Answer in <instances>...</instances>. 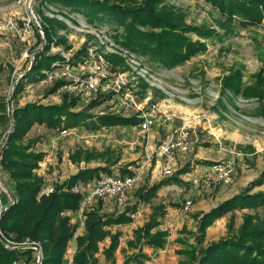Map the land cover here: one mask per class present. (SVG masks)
Masks as SVG:
<instances>
[{
    "label": "rangeland",
    "instance_id": "obj_1",
    "mask_svg": "<svg viewBox=\"0 0 264 264\" xmlns=\"http://www.w3.org/2000/svg\"><path fill=\"white\" fill-rule=\"evenodd\" d=\"M165 2L183 14L186 25L215 32L207 39L187 33L191 41H200L205 49L182 65L170 69L148 56L125 49L121 38L116 36L121 29H116L113 23L89 22L86 17L72 12L60 1L0 0V103L6 107L5 112L0 110V117H3L0 118V144L10 128L11 109L23 107L27 103L59 104L61 94L65 92L62 90L64 82L57 93L47 95V90L57 80L49 81L45 77L44 80L25 81L23 90L13 97L16 81L26 74L34 54L45 45L40 26L43 16L54 18L65 25L55 35L57 39L65 40L64 45H54L55 51H52L50 45L49 54H58L64 60L71 59L86 45L82 60L77 64L69 63L73 77L85 78L86 68H79L78 64H84L87 49L91 46L102 54L112 75L126 74L140 111L159 107L172 115L170 121H160L158 126L152 123L146 130L139 126L140 122L135 126H111L96 130L83 125L65 131L34 125L21 142L22 145L33 142V151L45 153L35 173L42 178L41 189L44 185L52 187L53 193L56 186L85 168L106 167L108 171L100 173V176L123 175L121 171L125 168L130 172L137 168L141 171L140 181L128 195L125 207L118 210L111 205L112 211H102L101 208V213L117 214L130 207H136V211L131 216V223L111 228L112 231L121 232L114 258L107 259L102 253V248L109 243L107 239L99 245L97 264H123L127 256L138 253L144 255L139 259L142 264H191L187 263L184 251L192 247L204 249L211 242L227 236V224L231 217L235 229L241 225L245 214H255L264 220V209L234 210L208 227L202 240L197 239L200 235L198 224L204 213L247 188H250V193L264 192V183L251 186L264 170V97L258 99L243 95V90L254 85L258 75L264 76V22L247 25L244 24L246 19L234 16L228 30L231 33H226L218 23H222L223 16L207 0ZM31 12L39 27L31 17ZM35 27L42 32L41 42L36 36ZM107 55L121 57L123 61L114 66L106 58ZM66 63L60 68H65ZM230 79L237 85L238 92L231 91ZM100 96L106 97L99 92L98 100ZM108 99L89 109L88 113L94 116H131V113H136L137 108L129 111L119 109L117 113L118 108ZM85 100H78L74 111L86 110L93 101ZM179 127L188 129L192 149L179 156L172 176H163L156 168V151L171 129ZM4 147L0 153V180L8 190L15 191L14 182L1 165ZM78 149L93 153L96 157L89 162L72 163L69 156ZM218 162L230 163L232 174L229 184L223 185L203 177V169ZM170 177L179 180L162 185L155 196L148 200L138 197L140 188L151 187ZM188 199L192 203L186 209L185 202ZM158 205L163 206L162 211L153 210ZM97 208L93 206L91 210ZM89 211L81 214L78 208L76 212H66L70 224L77 225L75 236L84 233V214ZM152 213L159 222L152 232H166L163 246L154 248L142 241L135 248H129L127 241L133 240V232L141 228ZM75 249V240L72 238L63 264H72ZM25 260L31 263V257H25ZM15 262L19 263V260Z\"/></svg>",
    "mask_w": 264,
    "mask_h": 264
},
{
    "label": "trees",
    "instance_id": "obj_2",
    "mask_svg": "<svg viewBox=\"0 0 264 264\" xmlns=\"http://www.w3.org/2000/svg\"><path fill=\"white\" fill-rule=\"evenodd\" d=\"M60 1L63 6L72 12L79 13L89 22L109 21L121 29L117 37L127 50L136 54L148 56L165 68L182 65L205 47L200 41H191L186 34L193 33L201 39L209 38L214 31L201 27H190L184 23V16L178 10L167 6L166 0H43ZM217 8L224 20L219 26L226 33L234 16L246 19L244 24L257 25L264 22V0H207ZM101 14V15H100ZM41 30L45 45L42 50L34 54L25 75L14 85L13 97L23 90L25 81L44 80V71H50L56 63H63L60 55L49 54L50 45L59 46L65 43L63 38L55 37L56 31L64 29L60 21L43 16ZM35 33L41 42L39 29ZM86 53V45L68 59V62L77 64ZM106 58L117 66L123 60L115 55ZM64 81L57 80L46 94L54 95L58 92ZM231 91L238 92L237 85L229 80ZM245 97H264V76L258 75L255 84L243 90ZM108 97L95 99L86 110L74 111L78 104V97L61 94L59 104L43 105L40 103H27L23 107L13 109V131L8 136L2 151L1 165L14 182L17 201L3 213L0 219V230L4 237H12L15 241L31 239L42 245V264H63L64 255L69 241L74 238L76 249L72 257V264H97L99 245L108 239L109 243L102 248L105 258H114L119 247L120 231H112L113 226L125 225L132 222L131 216L136 207L126 208L121 213H101L102 203L98 208L84 214V233L75 236L77 225L70 224L66 212H76L79 208L80 197L65 191L77 182H89L99 178L100 173L107 172L106 167L85 168L70 176L64 183L56 186L54 193L40 196L42 178L35 170L42 162L45 153L32 150V143L22 145L28 132L34 125H42L47 129L65 131L78 126H86L96 130L111 126H135L140 122L137 117H122L119 115H91L89 109L104 103ZM0 110L6 111L4 103H0ZM0 118H3L2 116ZM96 156L86 150L78 149L70 154L72 163L89 162ZM183 172V171H181ZM121 173L131 175L126 168ZM180 173V172H179ZM178 178L170 177L148 188H140L138 197L144 200L155 196L157 190L171 181L178 182ZM264 183V170L251 186H260ZM264 209V192L250 193V188L219 204L217 207L204 213L198 224L200 233L197 239L204 238L205 230L216 220L224 217L234 210ZM153 210L162 211L163 206L158 205ZM153 214V213H152ZM136 229L133 240L127 241L129 248H135L143 243L154 247H162L165 231L152 230L159 222L155 214ZM157 214V213H156ZM236 230V231H234ZM228 235L211 242L204 249L192 247L184 251L187 263L191 264H264V220L255 214H245L241 225L235 229L231 217L227 224ZM198 240V241H199ZM196 250V251H195ZM196 252V253H195ZM30 257V251H13L4 247L0 239V264H13L20 257ZM143 254L127 256L123 264H142L139 260Z\"/></svg>",
    "mask_w": 264,
    "mask_h": 264
},
{
    "label": "built area",
    "instance_id": "obj_3",
    "mask_svg": "<svg viewBox=\"0 0 264 264\" xmlns=\"http://www.w3.org/2000/svg\"><path fill=\"white\" fill-rule=\"evenodd\" d=\"M31 17L39 27L36 17L31 12ZM40 33L41 30H39ZM52 51L54 45L51 44ZM84 64H78L79 68H86L85 78H75L71 75L69 70V62L66 59V67H63V63H56L52 66L50 71H44V75L47 80H63L71 79L69 82H65L62 90L65 93H70L79 100L97 99V96L104 94L108 97V101L114 103L115 107L119 109H125L129 111L131 108H137L138 118L140 121V127L143 130L148 129L149 125L154 123L155 126L160 124V121H170L172 115L167 111L161 110L159 107H153L149 111H140L141 109L134 101L132 91L130 89L131 82L127 79L126 74L117 73L112 75L108 71L106 62L101 53H97L96 50L90 46L87 49V56ZM60 70L58 72L57 70ZM13 109H11V123L10 128L3 136L1 149L5 146L8 136L13 131L12 120ZM161 114L158 116V114ZM192 149V142L189 138L188 129L186 127H179L177 129H171L168 133L166 140L163 141L156 151V163L158 164L157 170L161 172L163 176H172L175 172L174 167L177 164V159L180 155L189 152ZM162 160V163H161ZM203 177L207 180L222 183L223 185L231 182L232 167L230 163L218 162L212 165L206 166L202 171ZM141 178V171L137 168L132 171L131 175H118V174H104L101 175L96 181H89L85 183H77L72 187L66 189L73 194L79 195L80 204L79 212L82 214L85 211L93 209V206H98L101 202L102 205L109 203L116 209L125 207L128 200V195L134 190ZM53 193L52 187L43 186L40 190L38 197L48 196ZM17 201L15 191H10L0 180V219L3 213H5L9 207L13 206ZM192 201L186 200L185 208L188 209ZM0 239L4 247L13 251H30L31 263L30 264H42L43 262V250L42 245L38 241L31 239H25L23 241H15L12 237H4L0 231ZM26 255L23 258L18 259L19 263L14 264H28L25 260Z\"/></svg>",
    "mask_w": 264,
    "mask_h": 264
},
{
    "label": "crops",
    "instance_id": "obj_4",
    "mask_svg": "<svg viewBox=\"0 0 264 264\" xmlns=\"http://www.w3.org/2000/svg\"><path fill=\"white\" fill-rule=\"evenodd\" d=\"M65 93V92H64ZM69 95H72V94H70V93H68ZM72 96H74V95H72ZM74 97H76V96H74ZM139 113V112H138ZM138 113H131V116H122V117H133V116H135V117H137L138 118ZM120 116V115H119ZM139 119V118H138ZM105 210H108V211H112V208H111V205L109 204V203H105V204H103L102 205V211H105ZM76 214V213H75Z\"/></svg>",
    "mask_w": 264,
    "mask_h": 264
},
{
    "label": "water",
    "instance_id": "obj_5",
    "mask_svg": "<svg viewBox=\"0 0 264 264\" xmlns=\"http://www.w3.org/2000/svg\"><path fill=\"white\" fill-rule=\"evenodd\" d=\"M16 83H17V81H16ZM13 89H14V86H13Z\"/></svg>",
    "mask_w": 264,
    "mask_h": 264
}]
</instances>
